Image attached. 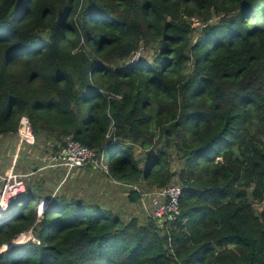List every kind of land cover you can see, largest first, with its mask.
<instances>
[{"label":"trees","instance_id":"obj_1","mask_svg":"<svg viewBox=\"0 0 264 264\" xmlns=\"http://www.w3.org/2000/svg\"><path fill=\"white\" fill-rule=\"evenodd\" d=\"M21 116L35 143L0 214V264H264V0H0L11 153ZM68 140L96 165L65 178L45 166ZM94 175L139 204L140 187L176 184L179 215L140 221L77 196ZM25 233L37 242L14 245Z\"/></svg>","mask_w":264,"mask_h":264},{"label":"built area","instance_id":"obj_2","mask_svg":"<svg viewBox=\"0 0 264 264\" xmlns=\"http://www.w3.org/2000/svg\"><path fill=\"white\" fill-rule=\"evenodd\" d=\"M192 26H200L197 18H191ZM35 138L31 130L28 117L21 116L17 127V148L12 159L10 170L5 172L0 189V214L4 212L10 201L25 192V177L28 174L15 173V165L18 158V152L23 144L34 145ZM96 165L95 152L83 147L76 141L68 140L66 146L56 155L48 157V163L45 168H63L65 178L73 173L76 169ZM44 168V167H43ZM181 196V188L172 184L165 188L154 190L149 194H140L141 204L152 207L153 216L156 221H174L179 215L178 202ZM44 205V204H43ZM42 203L39 204V217L42 214ZM37 242L29 233L23 240L14 243H25L26 241ZM16 245V244H15Z\"/></svg>","mask_w":264,"mask_h":264},{"label":"rangeland","instance_id":"obj_3","mask_svg":"<svg viewBox=\"0 0 264 264\" xmlns=\"http://www.w3.org/2000/svg\"><path fill=\"white\" fill-rule=\"evenodd\" d=\"M198 21L200 22V26H192V27L199 31L202 28L203 23L201 22V19H199ZM198 31H196L195 34ZM195 36H197V35H194L193 37H195ZM136 55L137 56L134 57L135 60H138L141 56L145 60H147L149 58V55H143V53H139V54L137 53ZM7 147H8V143H5L4 140L0 139V169H1L3 164L9 162V159H11V161H10V167H11L12 159L14 158L17 145H16V148H15L13 153L10 152L11 149H10V151L7 150L6 149ZM136 153H137L138 157H143V155H144V152L138 148L136 150ZM10 167L8 169H6L5 172L6 171L8 172L10 170ZM20 168H21V166L18 167L19 171H21V172H23L25 170V169L22 170V168L21 169ZM5 172L3 174H5ZM14 172L20 173L17 170H14ZM94 176L95 177L92 178L93 181L91 182L92 179L90 180V182L93 184L94 187L85 186V187L80 188L78 190V192H74V193L82 199H88V198H91L92 200L97 199L98 202L103 203L105 206L109 207L113 211H119V210L122 211L120 213H122V215L126 216V217L137 215L138 219L140 221H143L144 219H146L147 217H150V216L154 218L153 209L151 206H149L148 204H147V206L146 205L142 206L141 204H139V200H136V201L131 200V195H132L131 190L132 189H130L129 186L118 185L114 182H109L103 176H98V177H96V175H94ZM94 183H96V184L94 185ZM97 183L99 185H97ZM1 184H3L2 179L0 180V187H1ZM67 187H69V186H67ZM139 191L141 192V194H149L151 190L150 189L148 190L146 187L142 186L139 188ZM96 193H97V195H96ZM159 223H163V222H159ZM22 240H23V237L20 236L17 239V242H20Z\"/></svg>","mask_w":264,"mask_h":264},{"label":"water","instance_id":"obj_4","mask_svg":"<svg viewBox=\"0 0 264 264\" xmlns=\"http://www.w3.org/2000/svg\"><path fill=\"white\" fill-rule=\"evenodd\" d=\"M41 203H42V205L44 204L43 207H42V209H43V208L45 207V204H46L45 199L41 200ZM43 211H44V209H43ZM43 211H42V212H43ZM27 235H29V233L21 234L20 236L25 237V236H27ZM20 236H18L15 240H17ZM15 240H14V241H15ZM15 244L18 245V244H21V243H18V244H17V243H14V245H15Z\"/></svg>","mask_w":264,"mask_h":264},{"label":"crops","instance_id":"obj_5","mask_svg":"<svg viewBox=\"0 0 264 264\" xmlns=\"http://www.w3.org/2000/svg\"><path fill=\"white\" fill-rule=\"evenodd\" d=\"M34 168V167H33ZM25 178H27V177H25ZM24 182H25V179H24Z\"/></svg>","mask_w":264,"mask_h":264}]
</instances>
